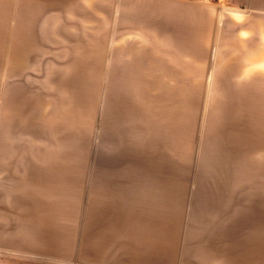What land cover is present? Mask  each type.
Wrapping results in <instances>:
<instances>
[{
	"label": "rangeland",
	"instance_id": "obj_1",
	"mask_svg": "<svg viewBox=\"0 0 264 264\" xmlns=\"http://www.w3.org/2000/svg\"><path fill=\"white\" fill-rule=\"evenodd\" d=\"M92 2L0 0V264H264V13Z\"/></svg>",
	"mask_w": 264,
	"mask_h": 264
},
{
	"label": "crops",
	"instance_id": "obj_2",
	"mask_svg": "<svg viewBox=\"0 0 264 264\" xmlns=\"http://www.w3.org/2000/svg\"><path fill=\"white\" fill-rule=\"evenodd\" d=\"M236 1L237 2H240V3L249 4V5H251L252 7L255 8L256 12H258V13L259 12L260 13H264V0H236ZM89 2L90 3H93L92 0H89ZM206 23L207 24L203 28V33L204 34H202V37L201 38H203L204 42L207 43L208 40H209V37H210L209 34H208V32L211 30V25H212L211 24L212 23V17H211V15L208 16V19H207ZM238 27H239V25L237 23H235V25H234L233 28L234 29L235 28L237 29ZM234 41H235V44L237 45L238 44V41H237L236 38L234 39ZM240 45L242 47H244L245 43H240ZM236 53L239 54V51H237ZM257 53L260 54L262 52H257ZM259 54H257V55H259ZM257 61H258V59H257ZM239 63L240 62L238 61V58H237V60H235V59H228V60H226V62H224L225 66H224V70L223 71L228 72V73H226L224 75L227 76V77H229V75H232V76L238 75L237 72L240 69ZM131 68H134V67H130V69Z\"/></svg>",
	"mask_w": 264,
	"mask_h": 264
}]
</instances>
